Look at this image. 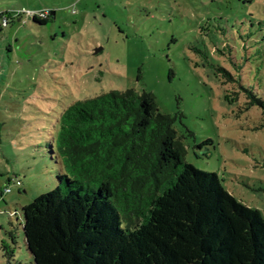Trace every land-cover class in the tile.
<instances>
[{"label":"rangeland","instance_id":"obj_1","mask_svg":"<svg viewBox=\"0 0 264 264\" xmlns=\"http://www.w3.org/2000/svg\"><path fill=\"white\" fill-rule=\"evenodd\" d=\"M25 10L48 20L0 18V264H33L22 207L59 185L62 111L110 90L153 94L184 160L264 217V114L244 90L264 100V0H0Z\"/></svg>","mask_w":264,"mask_h":264},{"label":"trees","instance_id":"obj_2","mask_svg":"<svg viewBox=\"0 0 264 264\" xmlns=\"http://www.w3.org/2000/svg\"><path fill=\"white\" fill-rule=\"evenodd\" d=\"M8 14L5 26L23 22ZM244 90L264 114V100ZM173 124L146 91L68 105L50 145L59 185L22 207L33 264H264L261 211L185 161Z\"/></svg>","mask_w":264,"mask_h":264},{"label":"built area","instance_id":"obj_3","mask_svg":"<svg viewBox=\"0 0 264 264\" xmlns=\"http://www.w3.org/2000/svg\"><path fill=\"white\" fill-rule=\"evenodd\" d=\"M15 14H23V16H22L23 22H25V20L27 19V18H23L24 16H30L29 18H32L33 16L45 18L47 16L46 12L43 10H40V11L25 10L24 12H19V11L15 12ZM3 23H5L4 18H3Z\"/></svg>","mask_w":264,"mask_h":264}]
</instances>
